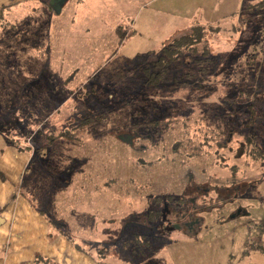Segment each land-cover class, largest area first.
<instances>
[{
	"label": "rangeland",
	"instance_id": "obj_1",
	"mask_svg": "<svg viewBox=\"0 0 264 264\" xmlns=\"http://www.w3.org/2000/svg\"><path fill=\"white\" fill-rule=\"evenodd\" d=\"M51 1L0 8V129L29 133L37 149L53 142L51 151L59 153H49L48 165L53 158L83 169L97 226L88 249L105 264H264V162L236 157L224 167L214 155L234 156L226 149L246 136L264 148V2L247 6L239 39L220 27H196L166 44L147 42L146 31L127 39L128 32L123 43L107 45L101 55L109 60L98 72L87 66L95 71L91 77L73 79L46 76L53 72L48 52H61L66 36H75L62 30L68 24ZM79 1L90 12L101 10L96 0ZM135 6L103 17L129 28ZM218 34L232 39V48L213 45ZM64 86L71 93L61 92ZM87 116L91 125L81 139L64 140L75 146L68 152L58 135L81 132ZM129 133L133 140L120 138ZM67 172L62 168L56 179L66 180ZM61 196L70 203L81 195ZM194 201L200 208L189 209ZM178 213L199 221L183 228ZM104 249L107 257L100 255Z\"/></svg>",
	"mask_w": 264,
	"mask_h": 264
},
{
	"label": "crops",
	"instance_id": "obj_2",
	"mask_svg": "<svg viewBox=\"0 0 264 264\" xmlns=\"http://www.w3.org/2000/svg\"><path fill=\"white\" fill-rule=\"evenodd\" d=\"M29 1L0 0V8L4 6L13 8ZM96 2L101 6L97 13L96 9L88 11L89 9L79 0H67L64 3L59 19L63 24H68V28L64 25L65 29L62 30L75 36H66L60 47L61 52H48L45 59L48 60L49 69L53 72L52 75L50 73L46 76L66 78L73 75V79L82 75L91 77V73L94 74L95 71L92 72L93 68L87 70L85 67L93 66L94 70L99 69L101 62L109 60L105 57L109 54L101 55L107 51V45L123 43L128 32L130 34L127 39L132 35L141 39L146 31L149 34L147 42L166 44L177 34L196 27L203 29L220 27L225 31L232 30V36L239 39L241 34L239 27L243 25V14L247 6L254 5L259 0H96ZM128 3L136 4L135 12L129 16L131 18L136 14L132 23L133 28L131 25L129 28L123 27V23H107L103 17L104 12L110 13L115 7L121 9ZM262 6L264 7V4ZM224 11L226 14L223 15ZM262 11L264 9L261 8L259 12ZM66 18H69L67 20L69 23L65 22ZM229 19L231 21L224 27L220 25L223 20ZM77 20L82 21V24H77ZM121 33L124 35L123 38ZM218 37L221 38V34L212 37L213 45L218 42L232 48V43L228 41L232 39L222 37V42H219ZM78 46L83 52H78ZM62 53H66L67 59L66 63L61 65L59 55ZM91 62L95 64L91 65ZM58 64L60 67H56ZM71 90H66L64 86L61 92L69 93ZM69 99L71 97L58 103L59 107H56L54 113H59V109L65 107ZM73 118L71 117V121ZM41 136L44 137L42 134ZM31 141L29 133L15 134L11 129L7 130V127L0 129V264H105L97 253L88 249L91 246V229L97 227L94 226L95 219L91 222V182L84 179L83 169H80L79 173L75 167L69 169L70 166H61L60 161L55 163L53 158L50 160L53 161V165L46 164L49 153L53 155L59 153L51 151L49 145H54L51 144L53 142L37 149ZM57 142L62 143L68 152L75 147L69 142L63 143L62 139ZM60 168L68 170L66 174L70 176L66 177V180L56 179ZM73 190L79 192L81 196L78 199H71L68 196L71 202H65L66 196L61 194L64 192L70 195ZM65 207L70 213L64 214Z\"/></svg>",
	"mask_w": 264,
	"mask_h": 264
},
{
	"label": "trees",
	"instance_id": "obj_3",
	"mask_svg": "<svg viewBox=\"0 0 264 264\" xmlns=\"http://www.w3.org/2000/svg\"><path fill=\"white\" fill-rule=\"evenodd\" d=\"M6 7L7 6H5L4 9H6ZM201 29H203V28H199V30H201ZM119 32H121V30H119ZM121 37L122 38L124 37V35L122 33H121ZM163 51L166 52L164 49H163ZM153 53H156V52H153ZM90 123H91V116H87L85 119L81 120V122L79 123V128H77V129L80 131L83 130L86 132V130L88 131V127L91 125ZM248 123L249 124L247 126L249 128L252 127L251 129L253 130L254 127L251 126V125H253V121L252 122L248 121ZM83 131L78 132L77 130L72 131L70 129L69 131L64 132L63 134L58 135V138L62 139V140H66V141H79L84 134ZM222 133H223V131H222ZM257 141L258 140L256 139V137H252V136L247 137L246 136V138L244 137V140H241V142H240V144H238V146H236L234 148L231 146L229 149H226L229 153L235 152L236 154L234 156L228 155L227 157H224L222 154L219 155L218 150H217V152L214 153V155L217 158L219 156V159L221 161H223L222 166H224V167L231 164L229 162H227L229 164L225 163V161L227 159H231V161L233 162V159L236 157L241 158L240 160H247V161H245L246 163H250V161L264 162V148H261ZM226 145H227V143H224V145L220 144L219 146L222 148L223 146H226ZM216 164H218V162ZM217 166H220V165H217ZM103 251L104 252L103 253L101 252L100 255L105 257L107 255V253L109 252V249H104Z\"/></svg>",
	"mask_w": 264,
	"mask_h": 264
},
{
	"label": "flooded vegetation",
	"instance_id": "obj_4",
	"mask_svg": "<svg viewBox=\"0 0 264 264\" xmlns=\"http://www.w3.org/2000/svg\"><path fill=\"white\" fill-rule=\"evenodd\" d=\"M127 139H128V141L130 140V139H134V134H131V133H129V134H127V137H126ZM130 138V139H129ZM191 202H193V200H191ZM190 202V204H189V209H191V208H193V209H196V208H200V206H197V204H196V201H194V205H192V203ZM178 215V219H179V222L180 223H178V225H180V226H182L183 228H185V227H187L188 229H192V228H194L195 226H196V224L198 223V221H199V219L198 220H196L194 217L195 216H193V215H189L188 216V214H182V213H178L177 214ZM190 216H192L191 217V219H189L188 220V218L190 217ZM193 218L195 219V220H193Z\"/></svg>",
	"mask_w": 264,
	"mask_h": 264
},
{
	"label": "water",
	"instance_id": "obj_5",
	"mask_svg": "<svg viewBox=\"0 0 264 264\" xmlns=\"http://www.w3.org/2000/svg\"><path fill=\"white\" fill-rule=\"evenodd\" d=\"M67 0H52L51 1V6L54 8L55 12H57L58 14L61 12V9H62V6L64 5V3L66 2ZM120 138L122 140H126L128 141V139H123L122 136H120ZM130 139V138H129Z\"/></svg>",
	"mask_w": 264,
	"mask_h": 264
}]
</instances>
